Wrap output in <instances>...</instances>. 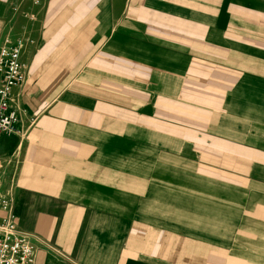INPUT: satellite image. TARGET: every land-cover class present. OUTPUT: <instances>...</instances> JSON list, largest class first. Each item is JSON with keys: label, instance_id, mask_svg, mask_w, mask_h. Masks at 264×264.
<instances>
[{"label": "crops", "instance_id": "1", "mask_svg": "<svg viewBox=\"0 0 264 264\" xmlns=\"http://www.w3.org/2000/svg\"><path fill=\"white\" fill-rule=\"evenodd\" d=\"M4 37L35 264H264V0H0Z\"/></svg>", "mask_w": 264, "mask_h": 264}, {"label": "built area", "instance_id": "2", "mask_svg": "<svg viewBox=\"0 0 264 264\" xmlns=\"http://www.w3.org/2000/svg\"><path fill=\"white\" fill-rule=\"evenodd\" d=\"M22 42L0 39V137L16 132L19 120L10 105L13 87L24 82L20 61ZM13 200L0 196V264H35L31 237L18 228Z\"/></svg>", "mask_w": 264, "mask_h": 264}]
</instances>
